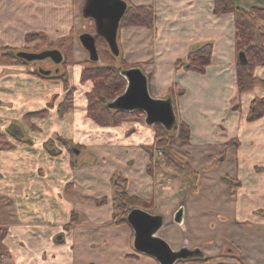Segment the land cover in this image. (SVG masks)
I'll use <instances>...</instances> for the list:
<instances>
[{"label": "crops", "instance_id": "1", "mask_svg": "<svg viewBox=\"0 0 264 264\" xmlns=\"http://www.w3.org/2000/svg\"><path fill=\"white\" fill-rule=\"evenodd\" d=\"M123 1L154 11L151 28L120 26L117 41L125 62L146 76L150 95H173L176 123L189 126L182 158L198 174L192 202L170 192L179 185L164 182L155 124L130 116L101 126L88 116L90 87L77 82L82 67L64 82L0 60V264H159L134 250L128 224L111 222L120 179L129 196L154 203L153 209L183 201L192 241L207 242V248H189L220 259L217 264H264V112L247 120L264 86L237 91L233 15L215 14L214 0ZM72 24L73 0H0V48L30 46L36 40L27 42L26 35L32 32L55 40ZM207 43L212 54L204 74L176 67ZM253 74L264 79V66L256 65ZM70 90L73 103L60 113ZM231 140L238 146H227ZM219 165L228 171L221 196L201 186ZM239 225L259 229H231ZM223 236L227 250L239 255L212 252Z\"/></svg>", "mask_w": 264, "mask_h": 264}, {"label": "trees", "instance_id": "2", "mask_svg": "<svg viewBox=\"0 0 264 264\" xmlns=\"http://www.w3.org/2000/svg\"><path fill=\"white\" fill-rule=\"evenodd\" d=\"M213 12L215 14L233 15L234 25L236 28L235 38V53H236V84L238 93H243L251 90L256 86H264V79H261L253 74V69L256 65L264 66V7L253 6L248 10L240 7L236 0H214ZM154 18V11L150 6H133L128 5L127 11L121 21V27L124 26H146L152 27ZM36 33H28L26 40H31L36 37ZM258 37L259 43H253ZM17 47H1L0 52L2 58L13 60L16 62L25 63L26 61L17 56L21 52ZM243 52L246 57V62L239 61V53ZM212 54V44H204L195 50L188 53L184 60H177L176 67L182 68L185 71H193L199 74H204L207 65L210 63ZM123 63V62H122ZM36 74L41 75L37 70ZM42 76V75H41ZM94 79V87L87 94V114L88 116L101 126H110L118 124L122 119L130 116H136L140 111L123 112L108 108V104L119 94H121L126 87V79L120 74V70L114 66H91L86 67L81 72V80L86 81ZM65 82V81H64ZM183 91H177V95H181ZM171 97V102L174 104V97ZM72 104L71 98L65 96L61 103L59 112H65ZM264 112V97H255L250 103L249 112L247 116L248 121H254L260 118ZM156 136L160 139V143L165 148L170 150L174 140L166 141L170 131L163 126L155 124ZM177 137L182 142L188 141L190 130L189 126L181 122L176 125ZM238 146V143L231 140L227 146ZM149 148H147L148 150ZM150 150V149H149ZM167 155V152H165ZM224 159V153L216 158L217 161ZM185 169V176L191 177L189 184V192L195 190V182L198 174L186 163L183 167ZM120 186L122 190L115 192L116 197L123 198L124 217L122 221L125 222V216L128 211L125 207L127 204H132L136 198L129 196L125 189V181L120 179ZM231 182V189L233 191L234 184ZM116 185V184H115ZM117 186V185H116ZM191 187V188H190ZM4 235V231L0 230V239ZM210 257H205L202 261L209 260Z\"/></svg>", "mask_w": 264, "mask_h": 264}, {"label": "rangeland", "instance_id": "3", "mask_svg": "<svg viewBox=\"0 0 264 264\" xmlns=\"http://www.w3.org/2000/svg\"><path fill=\"white\" fill-rule=\"evenodd\" d=\"M84 5V0H73V24L71 26V29L64 37H58L55 40L49 39L47 35H44L42 33H36V37H33L31 40H27V42L35 41L34 44L30 46H23L20 47L19 50L25 51V52H31V53H40L45 50H51V49H58L62 55L63 60L60 64H54L50 59L45 60H39V61H33L25 63L22 62H16L13 60L2 58L1 52H0V60H6L11 63L15 64H21L25 65L27 67H31L38 70V68H41L43 70H49L50 75H53L54 77L62 79V81H68L69 78V71L71 72L75 66H80L82 69L78 71L79 80L77 78V82L87 83L90 87V90L87 92V94L92 90L94 87V79H88L86 81L81 80V72L86 67L91 66H114L119 70L129 69L132 67H138V65H130L121 57V52L119 56H114L110 53L108 50L107 44L102 38H98L96 42L98 54H99V63H93L88 59L87 52L83 49V47L80 45L78 40V35L81 33H91L93 34L95 32V27L92 19L89 18H83L82 16V7ZM238 5H240L245 10L250 9L253 6L256 7H264V0H238ZM35 33V32H32ZM253 43H259L258 37L255 38V41ZM18 48V47H17ZM123 62V63H122ZM86 94V98H87ZM66 96L71 98V101L73 103V90H70L67 92ZM152 96V95H151ZM154 97V96H152ZM156 98V97H155ZM65 99V98H64ZM63 99V101H64ZM62 101V102H63ZM136 116L140 117L142 120L144 119V115L142 113H138ZM177 123H175L174 127L170 129V134L168 135L166 141L174 140L173 145L171 146L170 150L166 149L163 144L160 143V139L157 140V148L155 149V158H159V162L163 164L164 169H166V181L169 186H173L176 183L179 186H176V189H173L172 192H178L183 196V199L185 198L186 203L192 202L191 197L189 196V184L191 181V177L185 176V169L182 167L187 163L182 157L186 156V151L184 149L185 145L187 144V141L182 142V140H179L177 137V130L176 129ZM184 149V150H183ZM160 151V154L159 152ZM165 152H167V155H165ZM220 162H218L219 164ZM216 170L213 171L210 174L211 181L209 183H206L204 180L201 184L202 188H207V191L209 193H213L215 195L221 196L223 194H226V185L223 184V180H221V177L227 173V168L223 167L222 165H219ZM121 181V180H120ZM173 185H172V184ZM196 183V182H195ZM208 184V185H207ZM115 192H119L122 190V186L117 187ZM191 188V187H190ZM114 196V212L112 215V224L119 225V224H127L126 222V216H125V222H123L121 219L124 217V205L122 204V200L120 196L116 197ZM201 199V198H200ZM202 200V199H201ZM104 202V201H103ZM153 204L150 201H141L139 199H136L131 205L127 204L126 209L129 211L132 208H140L143 210L148 211L149 213L155 214L159 213L158 211L161 210V215L164 217V226L159 230L158 236H161L172 249L179 248L180 245H185L187 247L193 246V245H200L201 247H206L207 242H193L190 234V218L185 217L182 220V223L180 225L173 223V217L175 212L177 211L180 204H183V201L181 203H178L175 207L171 204H167L166 201L162 204L161 208H155L153 209ZM184 205V204H183ZM146 208V209H145ZM184 217V216H183ZM201 219V217H199ZM198 218V219H199ZM199 219V220H200ZM219 221H223V218H219ZM183 229L185 232H183ZM189 229V230H188ZM225 229H230L226 227ZM231 229H259V226H247V225H239L238 227H232ZM183 232V234H182ZM227 237L223 236L218 239L215 238V245L212 252L216 253L219 257H227L229 253H234L239 255L237 251L234 250H227L228 243H224ZM228 240V239H227ZM219 245V247H218ZM218 249H215L217 248ZM203 248V247H202ZM203 248V249H204ZM206 250V249H205ZM230 251V252H229ZM211 252V253H212ZM236 252V253H235ZM204 258L209 257L206 256V251L203 252ZM212 257V256H211ZM210 257V259H211ZM203 258V259H204ZM203 259L197 260V262H184V261H177L174 264H217L220 259L213 258L211 260L202 261ZM240 259V258H239ZM221 261H223L221 259ZM224 262V261H223ZM219 263V264H226V263ZM228 262V260H226Z\"/></svg>", "mask_w": 264, "mask_h": 264}, {"label": "water", "instance_id": "4", "mask_svg": "<svg viewBox=\"0 0 264 264\" xmlns=\"http://www.w3.org/2000/svg\"><path fill=\"white\" fill-rule=\"evenodd\" d=\"M127 6L123 0H84L82 16L93 20L95 32L81 33L78 35V40L91 62L99 63L96 46L98 38L105 41L112 55L119 56L117 37ZM17 56L28 62L50 59L54 64H60L63 60V55L58 49L40 53L21 51ZM238 58L242 63L246 62L243 52L239 53ZM38 71L42 74H50L49 70L40 68ZM120 74L126 79V87L108 104V108L123 112L140 111L144 115L146 125L158 124L167 130L172 129L176 119L171 100L152 97L148 90L147 78L138 67L120 70ZM182 220L183 208L179 207L174 214L173 223L180 225ZM126 222L133 230L134 250L155 259L159 264H174L177 261L204 258L203 251L199 247L189 248L182 245L172 249L161 236H158L159 230L164 226V217L161 214L132 208L126 215Z\"/></svg>", "mask_w": 264, "mask_h": 264}, {"label": "built area", "instance_id": "5", "mask_svg": "<svg viewBox=\"0 0 264 264\" xmlns=\"http://www.w3.org/2000/svg\"><path fill=\"white\" fill-rule=\"evenodd\" d=\"M159 154H160V152H159Z\"/></svg>", "mask_w": 264, "mask_h": 264}, {"label": "flooded vegetation", "instance_id": "6", "mask_svg": "<svg viewBox=\"0 0 264 264\" xmlns=\"http://www.w3.org/2000/svg\"><path fill=\"white\" fill-rule=\"evenodd\" d=\"M40 69V68H39Z\"/></svg>", "mask_w": 264, "mask_h": 264}]
</instances>
